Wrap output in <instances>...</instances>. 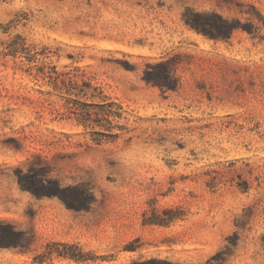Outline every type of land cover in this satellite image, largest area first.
Listing matches in <instances>:
<instances>
[{
	"label": "rangeland",
	"instance_id": "1",
	"mask_svg": "<svg viewBox=\"0 0 264 264\" xmlns=\"http://www.w3.org/2000/svg\"><path fill=\"white\" fill-rule=\"evenodd\" d=\"M212 11L255 35L185 22ZM257 14L264 0H0V264H264ZM163 60L174 89L143 78Z\"/></svg>",
	"mask_w": 264,
	"mask_h": 264
},
{
	"label": "trees",
	"instance_id": "2",
	"mask_svg": "<svg viewBox=\"0 0 264 264\" xmlns=\"http://www.w3.org/2000/svg\"><path fill=\"white\" fill-rule=\"evenodd\" d=\"M185 15V14H184ZM257 17L263 21L262 16L260 14H257ZM185 22L188 24L191 28L196 30L197 32H200L204 35H207L214 39H220V38H228L232 31L234 29H237L239 27H242L245 29L248 33H251L252 35H255V30L252 28V23L247 22L245 24H239L236 19H229L226 17H223L221 14L217 12H194V17H188L185 16ZM257 31L259 30V27H256ZM258 36L262 39L264 38V35L258 34ZM12 54H15L18 50L17 47H14L13 50H10ZM155 66L158 68H161V71H156L153 74H148V71H145V74L143 78L146 81L151 82L154 85L159 86L161 89H174L177 81L173 74V63L170 60H163L158 62ZM120 109L119 106H117V111L113 112V115L120 116L121 113L118 111ZM83 115V118L85 120L89 119V117H85L84 115H89L86 111H81L80 113ZM111 131V130H109ZM108 135L109 137H116V133L110 132ZM151 223V222H149ZM156 223V222H153ZM64 247L68 248H77L74 244H68V243H61ZM60 255L73 258L75 260H85L83 257V254L76 253V252H62L59 253ZM128 264H182L176 261H171L166 258H158V257H149L145 259H138V260H132ZM194 264H212L211 261L208 259L204 263H194Z\"/></svg>",
	"mask_w": 264,
	"mask_h": 264
}]
</instances>
